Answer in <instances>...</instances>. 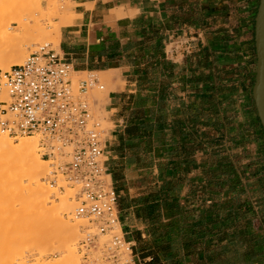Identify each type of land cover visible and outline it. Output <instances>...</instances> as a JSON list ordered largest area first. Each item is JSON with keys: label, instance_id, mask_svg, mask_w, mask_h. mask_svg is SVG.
<instances>
[{"label": "crops", "instance_id": "obj_1", "mask_svg": "<svg viewBox=\"0 0 264 264\" xmlns=\"http://www.w3.org/2000/svg\"><path fill=\"white\" fill-rule=\"evenodd\" d=\"M259 1L70 0L58 50L113 76L106 166L138 258L264 264Z\"/></svg>", "mask_w": 264, "mask_h": 264}, {"label": "built area", "instance_id": "obj_2", "mask_svg": "<svg viewBox=\"0 0 264 264\" xmlns=\"http://www.w3.org/2000/svg\"><path fill=\"white\" fill-rule=\"evenodd\" d=\"M72 65L50 44L0 70V135L38 137L41 157L57 176L78 187L73 214L86 225L77 251L81 264H151L138 258L119 225L118 195L106 166L108 128L94 114L92 92L104 85L93 73L72 81Z\"/></svg>", "mask_w": 264, "mask_h": 264}, {"label": "rangeland", "instance_id": "obj_3", "mask_svg": "<svg viewBox=\"0 0 264 264\" xmlns=\"http://www.w3.org/2000/svg\"><path fill=\"white\" fill-rule=\"evenodd\" d=\"M72 7L73 4L70 2V0H33L25 7H17L15 5L9 4L4 0H0V70L5 71L6 69L3 68L6 66H9L10 68L11 66L16 65V63H22L29 53L33 52L38 46L43 44H50L53 49L59 51L57 48H55L52 40H55V38L57 37V29L60 32V29L63 26H61V24H64L67 20H69V17L72 16ZM65 8L67 9L68 13L67 11H64ZM62 20L66 21L64 22ZM94 74L104 85V90L103 92H92V98L96 101V104L93 107V111L97 118L104 121L103 125L106 128H109L111 127V124H108L106 121L109 117V114L104 111V106L106 104L108 92L113 89V87L110 85L113 76L103 73ZM86 75L87 72L73 73L71 79L73 82H76L78 79L86 77ZM250 84L252 83L250 82ZM0 136L6 137L12 145H16L19 138H26L19 137L14 139L9 138L5 135ZM30 139L33 141L32 143L35 144L32 151H34L38 161L40 160L41 164H43L44 166L43 169L45 178L42 180V183L48 186L50 190V194L48 195L50 202L46 207H49L51 205V207L48 208L45 212L41 214H33L30 216V218L34 219L40 215L44 216L46 219L51 221V224L59 228L63 226L64 221L67 220H69L70 224L79 222L77 226V233L74 237H45L39 244L40 248L42 249L45 246L46 248H48L47 245L50 246L49 248H52L51 250L46 249L49 250V252L43 249V252H46L41 253L43 256L42 259L51 263L59 260L62 254L60 256L59 250L56 249L58 246H62L63 250H70L72 252V258L67 260L65 264H81L77 246L82 237L81 231L86 225V222L82 219L76 218L73 212L70 213V216L72 217L61 215L59 198L65 195L66 189L71 190L73 196H68V201L76 203L74 204L75 208L77 205L76 195L78 192V187H75L71 183L66 182L62 176H57V182L55 185H52L50 182H48V173L51 171L50 164L52 162L47 161V157H41V148L40 146L38 147V139ZM34 141L36 143H34ZM11 165L8 164L6 165V167L4 165L3 166L6 170ZM15 165L17 166L16 163ZM15 165L13 162V166ZM11 170L12 168L10 169V171ZM13 171L18 172L17 170ZM7 172H9V170H7ZM15 175L19 177V174L14 173L13 178H11L12 182L2 190V193H0V264H37L36 259L37 257L39 258V254H37V249H34L35 241L33 239V234L35 235L36 231L41 230L43 223L36 224L26 231H23L21 227L15 226L17 217L10 211V199H13L28 184L27 181L19 183ZM25 202L26 201L23 200L15 204V209L17 212H20L22 210ZM61 217L63 219L58 220ZM136 246L138 247V245Z\"/></svg>", "mask_w": 264, "mask_h": 264}, {"label": "bare ground", "instance_id": "obj_4", "mask_svg": "<svg viewBox=\"0 0 264 264\" xmlns=\"http://www.w3.org/2000/svg\"><path fill=\"white\" fill-rule=\"evenodd\" d=\"M4 1L8 2L9 4L15 5L17 7H25L29 3H31L33 0H4ZM64 11H67V9L65 8ZM66 24H70V22L66 21L64 24H61V26L63 25L62 27H64ZM52 43L54 44L55 48L58 49L59 47V30L58 29H57V37L55 38V40L54 39L52 40ZM3 69L7 70L9 69V66L4 67ZM30 138H37L39 141L38 137L19 138L18 143L16 145H12L11 142L6 137L0 136V193H2L3 192L2 190L5 189L7 185L12 182L11 178H13L14 173L19 174V177L15 175L19 183L24 182V181L28 182L27 186L20 193L18 194L16 193L17 195L15 197L13 196L14 197V198L12 197L13 199H10L11 200L10 207H9L10 211L12 212L13 215L15 214V216L17 217V220H16L17 222L15 226L21 227L23 231H26L32 228L36 224L43 223L41 230L36 231L35 235L33 234L34 236L33 239L35 241L34 249H37V252H38L37 254H39L38 255L39 258L37 257L36 259L37 264H65L67 260L72 258V252L70 250H63L62 246L61 247L58 246L57 249L55 248L56 250H59L60 256L61 254L62 256L60 257L59 260H56L51 263V262H47L43 260L42 259L43 256L41 253L46 249L51 250L52 247L49 248L50 246L47 245L48 248H46L45 246L41 249L39 244L42 242V240L45 237L46 238H50V237L60 238L64 236H67V237L76 236L77 226L79 222H74L70 224L69 220L66 219L67 221H64L63 226L59 228L51 224V221L46 219L44 216L40 215L34 219L30 218L31 215L41 214L51 207V205L49 207H46L48 203L50 202L49 196H48L50 194V190L48 186L42 183V180L45 178L44 169H43L44 166L43 164H41L40 160L38 161L34 151H32L35 144L32 143L33 141ZM35 141L34 143H36ZM38 143H39L38 144V147H39L40 142ZM13 162H14V165L16 163L17 166L16 165L13 166ZM5 164L6 165L10 164L11 166L5 170L4 169V166L6 167ZM13 167H16L17 169ZM11 168L12 170L10 171ZM7 170H9V172L11 173L7 172ZM13 170H17L19 173ZM71 195L73 196L72 191L69 189H66L65 195L59 197L61 215L70 216L71 215L70 213L73 212L74 204L76 203L72 201L70 202L68 201V196H71ZM23 200L26 201L25 205L20 212H17L15 209V204ZM62 219L63 218L61 217L58 220H62ZM46 251L49 252V250H46Z\"/></svg>", "mask_w": 264, "mask_h": 264}, {"label": "water", "instance_id": "obj_5", "mask_svg": "<svg viewBox=\"0 0 264 264\" xmlns=\"http://www.w3.org/2000/svg\"><path fill=\"white\" fill-rule=\"evenodd\" d=\"M255 81L252 88V100L258 119L264 131V0L254 19Z\"/></svg>", "mask_w": 264, "mask_h": 264}, {"label": "trees", "instance_id": "obj_6", "mask_svg": "<svg viewBox=\"0 0 264 264\" xmlns=\"http://www.w3.org/2000/svg\"><path fill=\"white\" fill-rule=\"evenodd\" d=\"M114 189H115V188H114ZM145 257H151V258H152V263H151V264H158V263L155 261V259H154L153 256H148V254H145V256H144L143 258H145Z\"/></svg>", "mask_w": 264, "mask_h": 264}]
</instances>
